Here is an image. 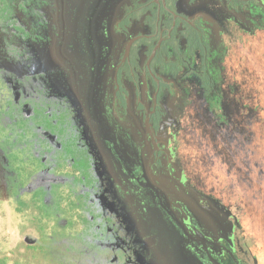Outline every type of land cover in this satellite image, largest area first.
Returning a JSON list of instances; mask_svg holds the SVG:
<instances>
[{
	"label": "flooded vegetation",
	"instance_id": "flooded-vegetation-1",
	"mask_svg": "<svg viewBox=\"0 0 264 264\" xmlns=\"http://www.w3.org/2000/svg\"><path fill=\"white\" fill-rule=\"evenodd\" d=\"M15 17L0 21V207L18 238L0 256L44 245L45 202L67 212L40 264H261L187 137L197 115L235 129L228 75L264 0H45Z\"/></svg>",
	"mask_w": 264,
	"mask_h": 264
},
{
	"label": "rangeland",
	"instance_id": "rangeland-1",
	"mask_svg": "<svg viewBox=\"0 0 264 264\" xmlns=\"http://www.w3.org/2000/svg\"><path fill=\"white\" fill-rule=\"evenodd\" d=\"M243 48L242 60L237 53L228 75V81L235 82L242 90L240 102L233 107L235 129L214 130L209 126L207 116L197 115L196 132L187 137L192 139L187 145L190 155L194 156L197 181L207 186L208 176H217L218 186L225 195L222 200L240 207L243 233L251 238L255 252L264 264V200L258 194L259 187L264 190V177L261 180L251 177L252 164L257 159L255 149L261 142L259 138L255 137L253 141L250 138L254 135L251 128H260L258 111L252 108H258V99L264 94V32L250 42L245 41ZM249 152L254 155L250 157ZM45 178L42 175L37 181L43 182ZM11 217L7 207H0V238L15 241L18 235ZM30 237L34 240L33 235Z\"/></svg>",
	"mask_w": 264,
	"mask_h": 264
},
{
	"label": "trees",
	"instance_id": "trees-1",
	"mask_svg": "<svg viewBox=\"0 0 264 264\" xmlns=\"http://www.w3.org/2000/svg\"><path fill=\"white\" fill-rule=\"evenodd\" d=\"M45 3V0H0V21L5 20L7 21L9 25L12 24L13 20L16 19L15 13L24 9H35V11H38V9ZM264 92V88L262 90ZM258 123H260V128H251L254 134L250 138L253 139L259 138L261 144L257 146L256 150V161L253 162L252 168H251V177H253L256 180H261L264 177V94L261 95V97L258 99ZM254 121V120H253ZM258 136V137H257ZM251 147V146H250ZM7 149V147H6ZM8 150V149H7ZM9 151V150H8ZM253 153L249 152V155L251 157ZM254 155V154H253ZM252 162V161H251ZM85 161L82 162H73V165L71 167L72 171H76L77 167L84 166ZM76 180V179H75ZM264 183V179L262 184ZM258 194L260 195V198L264 200V190L259 187ZM88 193H85L84 197L87 199L89 195ZM85 199V200H86ZM58 204L61 202L60 200L57 201ZM34 205V203H32ZM39 209V216L36 217L38 229L41 231V238L42 241H44V245L37 247L34 245H27L26 246V252L20 254L18 257L11 259L9 256L4 255L0 256V264H40L37 259L39 256L38 254L41 253L42 256H45V232L44 228L52 218L53 222L56 220V214H64L66 213L65 208H55L52 213H50L48 206L45 202H42L41 205L38 206ZM240 213L242 211L240 210ZM263 219V218H262ZM34 252L37 254L34 257Z\"/></svg>",
	"mask_w": 264,
	"mask_h": 264
},
{
	"label": "water",
	"instance_id": "water-1",
	"mask_svg": "<svg viewBox=\"0 0 264 264\" xmlns=\"http://www.w3.org/2000/svg\"><path fill=\"white\" fill-rule=\"evenodd\" d=\"M201 239L203 240V237H201Z\"/></svg>",
	"mask_w": 264,
	"mask_h": 264
}]
</instances>
